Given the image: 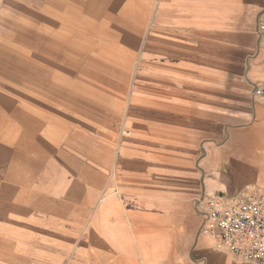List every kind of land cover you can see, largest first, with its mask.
Masks as SVG:
<instances>
[{
  "label": "crops",
  "instance_id": "1",
  "mask_svg": "<svg viewBox=\"0 0 264 264\" xmlns=\"http://www.w3.org/2000/svg\"><path fill=\"white\" fill-rule=\"evenodd\" d=\"M143 2L131 89L104 138L97 129L47 146L6 135L17 132L4 123L17 93H46L0 82V264H262L218 246L199 200L264 191V99L253 94L264 84V0H0V40L17 23L27 49L30 20L55 37L71 20L127 8L133 23ZM28 108L40 114L18 121L46 124L49 140L47 108Z\"/></svg>",
  "mask_w": 264,
  "mask_h": 264
},
{
  "label": "rangeland",
  "instance_id": "2",
  "mask_svg": "<svg viewBox=\"0 0 264 264\" xmlns=\"http://www.w3.org/2000/svg\"><path fill=\"white\" fill-rule=\"evenodd\" d=\"M144 5L145 2L138 5L140 13L133 23L127 8L110 17L71 20L63 25L66 27L58 37L37 33L34 21H27V49L17 36V23H11L14 37L0 40V82L26 81L31 90L39 87L46 96L29 98L17 93L15 113L4 115V123L16 126L17 132L4 133L11 132L19 140L31 133L33 141L47 146L65 144L97 129L104 138L110 115L121 105L116 101L128 99L134 63L146 34ZM20 85L16 83L15 90L20 91ZM40 103L47 108L49 140L40 138L46 124H33L26 131L25 122L18 119L20 111L28 116L39 115L37 109L30 110L28 105ZM26 148L18 146L19 151Z\"/></svg>",
  "mask_w": 264,
  "mask_h": 264
},
{
  "label": "built area",
  "instance_id": "3",
  "mask_svg": "<svg viewBox=\"0 0 264 264\" xmlns=\"http://www.w3.org/2000/svg\"><path fill=\"white\" fill-rule=\"evenodd\" d=\"M257 20L255 33L264 46V8ZM253 94L264 99V84H254ZM199 201L219 247L242 261L264 264V191L224 199L210 190Z\"/></svg>",
  "mask_w": 264,
  "mask_h": 264
}]
</instances>
